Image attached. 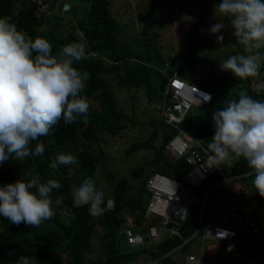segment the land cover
Masks as SVG:
<instances>
[{"label":"trees","instance_id":"16d2710c","mask_svg":"<svg viewBox=\"0 0 264 264\" xmlns=\"http://www.w3.org/2000/svg\"><path fill=\"white\" fill-rule=\"evenodd\" d=\"M79 1L84 4L82 16L71 19L69 27H62L65 31L62 35V31L57 30L61 27L62 16L49 14L38 17L33 13V0H0V16L11 17L17 23L18 29L33 38L40 36L48 39L53 46L54 55L69 43L81 42L83 37L90 58L74 63V66L91 74L87 87L81 94L87 97L90 105L88 122L84 123V117L68 126L61 121L49 136L32 142L33 149L37 142L45 145L44 155L28 157L23 161L26 170L23 174L26 176H35L41 182L55 179L60 183L61 187L53 191L52 198L55 200L62 197L63 203L55 209L56 215L39 228H32L24 223L15 225L0 216V264H18L22 256L35 259L36 264H126L142 253L158 259L179 244L175 238H169L151 248H128V253L119 250L118 242L121 238L118 232L125 222L123 210L127 209L136 224H140L141 205L147 196L145 180L141 181L139 195L129 194L132 187L128 179H116L105 164L101 147L104 138L113 137L124 123L130 128L136 125L134 111L131 116H127L117 107L116 98L109 89L106 77L112 76L117 86L125 90H141L148 104L161 102L163 88L169 76H175L210 92L212 98L209 104L201 106L192 115L188 114L184 120L185 132L206 144L210 143L214 135L212 113L223 106L224 99L237 98L241 90H246L255 99H264V91L255 93L251 90V79L238 80L230 72H223L220 76L221 80H231L230 89H225L219 82L212 80L211 71L205 78H198L194 56L201 48L199 41L193 36L187 37L188 46L183 55L168 63L157 47V32L150 34L142 27L138 37L121 42L119 35L123 29L110 15V0ZM40 27H44L42 32L38 30ZM146 125L151 128L150 133L143 140L131 142L123 150L124 157L138 150H149L151 153L150 158L141 166L130 170L129 178L138 180L149 170V173L156 172L179 181L186 172L185 162L183 159L169 161L162 155V145L170 138L168 132L158 135L157 128H165L164 124L149 120ZM59 153L74 155L76 163L60 166L58 170L51 169L49 164ZM96 167L109 185L105 205L107 199L112 202L110 208L104 205L105 212L100 216L90 215L88 206L75 207L71 192L72 187H78L84 179L91 177L94 180ZM219 169L221 174L210 175L200 188H206L207 191L222 176L237 175L243 182L248 172L242 158L235 160L226 170L224 166ZM18 174L16 168L5 167L0 172V186L14 183L19 179ZM197 191H193V194L203 198ZM254 199L264 213V198L255 192ZM197 210L198 204H192L189 208L187 219L180 229L184 237L195 228ZM96 226L101 228L102 256L95 261L86 262L85 254L91 248L90 239ZM156 264L172 263L165 258Z\"/></svg>","mask_w":264,"mask_h":264},{"label":"clouds","instance_id":"9594fccd","mask_svg":"<svg viewBox=\"0 0 264 264\" xmlns=\"http://www.w3.org/2000/svg\"><path fill=\"white\" fill-rule=\"evenodd\" d=\"M33 1L35 4L36 0ZM40 1L48 8V13L44 15L61 16L60 13L56 14L54 0L51 3ZM35 8L36 4L33 13ZM214 15L217 22L210 27V34L219 33L225 27L224 21L227 19L234 29L233 35L237 44L243 49L242 53L230 55L220 61L219 70L230 72L238 80L252 81L259 77L261 69L264 68V0H221L214 5ZM222 41L223 36H217V42ZM52 49L48 39L40 36L33 38L18 29L17 23L11 17L0 16V164L10 158L21 162L28 157L43 156L45 145L37 142L33 149L32 142L49 136L61 121L65 126L79 122L81 117H84V123L88 122L90 105L87 97L81 94L85 91L91 74L74 66V63L90 58L87 44L81 37V42L69 43L55 55ZM171 79L197 87L175 76H169L157 109V120L161 123L163 122L159 118V111L162 105L169 103V97L164 95V90ZM210 100V94H203L204 102ZM200 107L193 109V113ZM212 121L214 135L208 144L210 155L206 161L207 166H229L234 159L242 158L248 169L246 175L252 177L251 187L264 198V99H255L246 90H241L237 98L224 99L223 106L212 113ZM164 126L163 129H167L171 135L169 127L165 124ZM157 129L161 130L160 127ZM75 163L74 155L59 153L49 167L58 170L60 166ZM153 173L156 172L149 173L146 177L144 188L147 178ZM205 182L206 180L193 191ZM60 187L55 179L41 182L35 176H23L14 183L0 186V216L15 225L24 223L32 228H39L56 215L55 209L63 203L62 197L55 200L52 198L53 191ZM146 196L148 197L147 192ZM107 201L111 202L110 199L106 203ZM73 204L77 208L88 206V212L92 216L103 215L105 193L102 188L96 187L91 177L86 178L78 187H74ZM132 219L134 221V217ZM134 223L141 225V222ZM124 228L122 224L118 232L121 240ZM161 238V242L169 239L163 235ZM123 242L125 244L124 240ZM142 248L151 247L129 249ZM18 264H36V261L29 256H22Z\"/></svg>","mask_w":264,"mask_h":264},{"label":"rangeland","instance_id":"374dc122","mask_svg":"<svg viewBox=\"0 0 264 264\" xmlns=\"http://www.w3.org/2000/svg\"><path fill=\"white\" fill-rule=\"evenodd\" d=\"M47 2L51 3L52 0H47ZM220 2L218 0H110L108 9L110 15L116 19L123 29L119 35L121 42L138 37L142 27H145L150 34L157 32V47L168 63L175 61L177 56L183 55L188 46L187 37L193 36L199 41L201 48L194 56V60L197 63L196 73L198 78H205L206 74L211 71L213 72L212 80L219 82L225 89H230L231 80L229 78L220 79L223 72L219 70V63L230 55L242 53L243 49L237 44L236 37L233 35L234 29L229 20L226 19L224 21L225 27L219 33L210 34L209 32L210 27L217 22L214 15V5ZM53 4H56L57 7L54 8L57 10L56 14L60 13L63 17L61 27H58L57 30L62 31V35H64L65 31L62 27H69L71 19L81 18L84 4L79 0H54ZM38 30L42 32L44 27H40ZM75 35L78 36L77 32H75ZM219 35L223 36L222 42H217V36ZM131 45L134 46V43ZM106 78L109 83V89L116 98L117 107L127 116H131L134 111L136 125L130 128L124 123L113 137L106 136L104 138L101 147L105 156V164L108 165L116 179L120 177L128 179L132 187L129 194L139 195L141 193L139 189L141 181L145 180L149 175V170L138 180L129 178L128 174L130 170L141 166L145 160L149 159L151 153L149 150H138L128 157H124L123 150L131 142L143 140L147 136L150 128L146 124L149 120H155V123L158 121L157 109L160 101L148 104L141 90H125V88L117 86L112 76ZM252 83L253 80L250 83L251 89L253 88ZM93 105L95 106V104ZM167 131V129H161L158 131V135ZM23 165V161L20 162L10 158L7 162L0 164V172L5 167L11 166L18 170L19 179H21L26 176L23 174L26 172ZM227 167L224 166V169L226 170ZM96 171L94 182L98 188L103 189L105 198H107L109 185L97 167ZM251 180L252 177L247 176L243 182L241 181L244 191L239 194H233L231 187L215 189L208 196L206 210L210 207H233L238 213H248L264 230V213L254 199L255 192L251 187ZM73 189L74 186L71 190L72 194ZM196 190H198L197 194L206 195V188L199 187ZM145 201L146 198L143 200V205ZM123 216L125 219L124 227H128L133 217L127 209L123 210ZM100 229L98 226L95 227L90 239L91 248L85 254L84 260L86 262L95 261L102 256V251L100 250ZM118 246L121 252H130L121 239H119ZM240 251L232 246L229 247V250H221L220 254L224 253L228 258L232 259L238 257ZM134 259L132 258V261Z\"/></svg>","mask_w":264,"mask_h":264},{"label":"built area","instance_id":"2783aa9c","mask_svg":"<svg viewBox=\"0 0 264 264\" xmlns=\"http://www.w3.org/2000/svg\"><path fill=\"white\" fill-rule=\"evenodd\" d=\"M35 4L37 15L48 13L46 4L40 0ZM252 80V91L263 92L264 68L261 75ZM203 94H210L212 98L211 93L174 79L164 90L169 103L162 105L159 118L171 130V137L163 145L161 153L172 161L182 158L187 170L179 181L151 174L145 185L148 197L140 215L141 227L131 219L121 236L129 248L153 247L163 240L161 235L175 238L179 244L158 259L141 254L130 264H156L165 258L172 264H264V230L255 219L248 213H238L233 207H210L206 210L208 196L217 188L231 187L233 194L243 192L240 176H222L203 198L193 194L194 188L210 175L221 174L219 168L207 166L208 144L186 134L183 124L186 115H192L194 108L209 104L211 100L204 102ZM195 203L198 204L195 228L184 237L180 229L189 208ZM105 207L110 208L111 202L107 201ZM255 244L257 246L254 247ZM232 246L241 250L238 257L231 259L224 253L220 254L221 250H229Z\"/></svg>","mask_w":264,"mask_h":264},{"label":"water","instance_id":"95a60500","mask_svg":"<svg viewBox=\"0 0 264 264\" xmlns=\"http://www.w3.org/2000/svg\"><path fill=\"white\" fill-rule=\"evenodd\" d=\"M51 6H53V4H51ZM54 8H56V4L54 5Z\"/></svg>","mask_w":264,"mask_h":264}]
</instances>
